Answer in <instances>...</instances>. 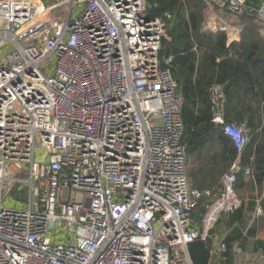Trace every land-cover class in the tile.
Masks as SVG:
<instances>
[{
    "label": "built area",
    "instance_id": "2783aa9c",
    "mask_svg": "<svg viewBox=\"0 0 264 264\" xmlns=\"http://www.w3.org/2000/svg\"><path fill=\"white\" fill-rule=\"evenodd\" d=\"M201 1L255 18L264 37V3ZM148 2L0 0V264H195V241L208 264L227 262L223 217L247 203L236 185L252 173L249 131L225 122L223 87H211L212 123L237 158L218 191L191 186L166 23L147 18Z\"/></svg>",
    "mask_w": 264,
    "mask_h": 264
},
{
    "label": "trees",
    "instance_id": "16d2710c",
    "mask_svg": "<svg viewBox=\"0 0 264 264\" xmlns=\"http://www.w3.org/2000/svg\"><path fill=\"white\" fill-rule=\"evenodd\" d=\"M58 1L62 0H43L47 5ZM248 1L256 5L264 3V0ZM209 14L208 6L201 0H149L147 6L148 19L160 18L166 23L160 54L173 58L169 68L183 98L182 144L192 147L207 137L204 144L188 155L187 165L193 164V168L187 169L188 177L192 174L205 184L210 182L215 188L209 190L216 192L221 178L237 158V151L222 127L212 123L211 87L228 85L223 102L225 122L240 127L246 124L249 131L250 140L241 155V165L252 173L248 179L244 172L240 174L236 185L239 197L248 201L226 220L229 249L225 264H235L233 250L237 245L243 249L246 246L247 215L254 210L258 198L264 212V37L260 32L262 25L255 18L235 16L240 21L241 39L229 42L224 30L207 28ZM204 210L202 204L198 211L202 214ZM261 219L250 227L248 235H256L261 229L264 216ZM255 249L264 251V243L255 242ZM189 252L195 264H208L207 244L195 241L189 245Z\"/></svg>",
    "mask_w": 264,
    "mask_h": 264
},
{
    "label": "crops",
    "instance_id": "0c3cea01",
    "mask_svg": "<svg viewBox=\"0 0 264 264\" xmlns=\"http://www.w3.org/2000/svg\"><path fill=\"white\" fill-rule=\"evenodd\" d=\"M207 23L215 24V26L217 27V30L222 29L223 27H229L233 30V33H234L233 36L235 40L239 41L241 39L240 30L238 29L239 24H240L239 18H236L235 16H233L232 14L228 13L225 10H220L218 8H215L213 11L210 12ZM189 180H190V183L195 187L205 188V190L214 192L213 190H209V189L215 188V186L213 184H210V182H207L208 184H205V182H203V179H199V178L197 179L196 177L191 178L190 176H189ZM245 200L248 201V198H245ZM200 214L201 213H199V211H197L195 214V217L197 218V221L199 222L201 220ZM227 219H228L227 216L223 217V227L225 231L229 230V228L226 225ZM247 219H248V224L245 227L246 229L248 227H251V224H252L251 213H248ZM246 238H247L246 246L244 249L243 248L242 249L244 253L249 254L248 256L245 257V261H244L245 263H248L256 256L260 254L264 255V251L262 249L260 250L255 249V242L264 243V225L261 227L260 230H258L256 235L249 234L247 235Z\"/></svg>",
    "mask_w": 264,
    "mask_h": 264
},
{
    "label": "water",
    "instance_id": "95a60500",
    "mask_svg": "<svg viewBox=\"0 0 264 264\" xmlns=\"http://www.w3.org/2000/svg\"><path fill=\"white\" fill-rule=\"evenodd\" d=\"M227 89H228V85L224 86L223 87V93L226 94L227 92ZM207 140V137H202L201 139H199L195 144L194 146L192 147H188L186 148V153L187 155H189L190 153H192L193 151L197 150L199 148L200 145L204 144Z\"/></svg>",
    "mask_w": 264,
    "mask_h": 264
},
{
    "label": "rangeland",
    "instance_id": "374dc122",
    "mask_svg": "<svg viewBox=\"0 0 264 264\" xmlns=\"http://www.w3.org/2000/svg\"><path fill=\"white\" fill-rule=\"evenodd\" d=\"M84 6V4H79L78 6H77V9H78V11H80L81 10V8ZM190 168H193V164L191 163V162H189V169ZM190 176L192 177V174H190ZM20 200H22V198L20 197L19 198ZM27 201V199L26 198H24L22 201H17V203H25ZM9 207H14V208H16L15 207V205H9Z\"/></svg>",
    "mask_w": 264,
    "mask_h": 264
}]
</instances>
